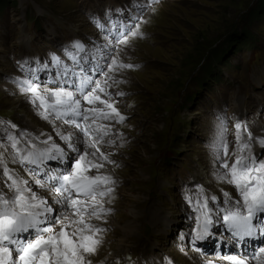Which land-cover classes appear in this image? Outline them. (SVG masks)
Returning <instances> with one entry per match:
<instances>
[{
  "label": "rangeland",
  "instance_id": "obj_1",
  "mask_svg": "<svg viewBox=\"0 0 264 264\" xmlns=\"http://www.w3.org/2000/svg\"><path fill=\"white\" fill-rule=\"evenodd\" d=\"M137 2L148 4L140 16L143 35L130 37L118 53L121 62L134 67L109 74L119 82L110 80L108 91L126 119L97 121L111 130L98 147L115 163L98 160L103 163L99 172L87 173L108 175L115 181L113 193L103 198L109 211L100 220L92 218L105 231L99 234L102 242L97 253L88 258L92 264H205L216 259L213 242L227 237L222 213L216 221L217 211L230 206L223 203L224 193H229L231 202L240 199L233 185L216 177L214 142L221 122L227 125L229 164L235 159L237 121L246 123L253 136H264V0ZM129 3L0 0V119L36 136L50 135L64 147L53 125L36 114L12 82L24 78L18 62L29 61L45 80L68 79L62 75L64 68L79 73L81 66L94 79L103 80V75L93 72L96 60L92 58H99L96 46L105 44L106 32L94 18L110 27L103 19L105 11L112 9L115 15V9L127 8ZM75 41L82 42L89 54L84 64H74L65 52L75 51ZM80 53L76 52L78 58ZM53 56L60 58V66L51 62ZM103 71H108L106 66ZM56 126L74 132L60 121ZM251 152L264 156V148L255 142ZM4 155L9 168L30 179L19 164L11 163L7 152ZM0 189L10 195L2 176ZM33 190L52 202L51 193L35 186ZM204 197L209 198L216 222L213 235L193 245L190 233L197 213L188 198L195 202ZM59 227L54 226L57 231ZM248 245L253 249L252 243ZM252 264L257 263L252 260Z\"/></svg>",
  "mask_w": 264,
  "mask_h": 264
},
{
  "label": "snow or ice",
  "instance_id": "obj_2",
  "mask_svg": "<svg viewBox=\"0 0 264 264\" xmlns=\"http://www.w3.org/2000/svg\"><path fill=\"white\" fill-rule=\"evenodd\" d=\"M155 2L148 0L149 4ZM147 6L130 0L127 8L115 9V15L112 9L106 10L103 19L110 27L94 18L101 31L106 32L105 44L96 46L99 58L93 57L96 60L93 72L103 75V80L94 79L83 67L79 73L73 72L75 79L71 81L64 78L45 80L39 75L40 69H33L29 61L18 62L24 78H14L12 82L25 95L36 114L53 125L64 147L50 135L41 132L36 136L26 129H19L11 121L0 119V125L4 126L0 136V148L4 150L0 152V176L10 193L0 189V264H92L88 257L95 254L102 242L99 234L105 231L92 223V218L100 220L109 211L104 208L103 198L113 193L112 185L115 184L111 176L87 174L90 169H96L98 173L103 167L98 160L115 163L98 147L111 130L97 121L122 123L126 119L115 107L112 93L108 91L112 86L110 80L119 82L109 74L134 67L121 62L118 53L121 45H128L130 37L143 35L140 16ZM72 48L74 52L69 49L65 52L74 64L79 65L83 57L78 58L76 52H83L85 46L75 41ZM114 52L117 54L113 55ZM51 62L57 66L61 64L56 56ZM105 66L107 72L103 71ZM43 67L47 68V64ZM68 74L69 69L65 67L62 75L67 77ZM49 84L53 87H48ZM82 102L91 107H85ZM56 121L79 130L82 136L63 131L56 126ZM234 129L237 147L231 164L226 123L221 122L214 142V160L218 166L216 177L233 185L240 197L231 202L229 193L225 192L223 203L230 206L220 208L216 213V221L220 220L222 213L223 225L231 233L230 241L224 246L233 249L246 245V238L254 239L258 232L264 240V156L251 152L253 142L264 148V136L254 137L247 131L246 123L240 121L235 123ZM4 152L8 153L11 163L24 169L30 179L9 168ZM245 152L249 154L244 155ZM51 161L57 166H50ZM33 186L51 193L52 202L34 191ZM211 200L215 202L216 197L212 196ZM188 202L197 213L195 228L190 233L191 243L197 245L213 235L211 228L216 221L213 220V209L208 206V197L195 202L188 198ZM57 224L60 225L58 231L54 228ZM196 250L202 251L199 247ZM253 259L257 264H264V246L258 253L254 251L251 258L247 251H230L222 255L217 252L216 259L206 260L205 264H252Z\"/></svg>",
  "mask_w": 264,
  "mask_h": 264
},
{
  "label": "bare ground",
  "instance_id": "obj_3",
  "mask_svg": "<svg viewBox=\"0 0 264 264\" xmlns=\"http://www.w3.org/2000/svg\"><path fill=\"white\" fill-rule=\"evenodd\" d=\"M100 23H102L101 21H100ZM102 24H104V23H102ZM90 52H92V51H90ZM93 53V52H92ZM80 56L81 57H83V59H81V61H80V63L81 64H84V63H82V62H84V61H88L89 59H88V56H89V54L88 53H86L85 51H83V52H81L80 53ZM93 59V58H92ZM91 65V62H89V63H87V66H90ZM92 65H93V63H92ZM81 67H83V66H81ZM84 68V67H83ZM88 69V68H87ZM15 88V87H14ZM16 89V88H15ZM83 103V105L85 106V107H88V106H91V105H87L86 104V102H82ZM232 112V111H231ZM233 114H235V111L233 112ZM236 115L237 114H235V117H236ZM235 119V118H234ZM72 130L74 131V132H76V131H79V130H77V129H74V128H72ZM255 137H257V136H260L259 134H255L254 135ZM256 149H259V148H256ZM50 166H51V164H50ZM57 165H54V167H56ZM58 206V208H59V205H57ZM253 250V249H252ZM97 251L98 250H96V252H95V254L97 253ZM257 253H258V251H257ZM94 254V255H95ZM250 256V255H249ZM250 258H251V256H250ZM253 261H255V263H257V261L255 260V259H253ZM92 262V261H91Z\"/></svg>",
  "mask_w": 264,
  "mask_h": 264
},
{
  "label": "trees",
  "instance_id": "obj_4",
  "mask_svg": "<svg viewBox=\"0 0 264 264\" xmlns=\"http://www.w3.org/2000/svg\"><path fill=\"white\" fill-rule=\"evenodd\" d=\"M256 15V14H255Z\"/></svg>",
  "mask_w": 264,
  "mask_h": 264
}]
</instances>
